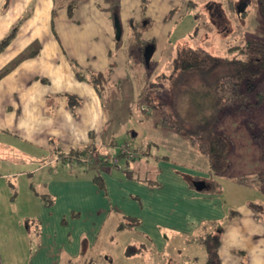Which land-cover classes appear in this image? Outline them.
I'll use <instances>...</instances> for the list:
<instances>
[{
	"label": "rangeland",
	"instance_id": "374dc122",
	"mask_svg": "<svg viewBox=\"0 0 264 264\" xmlns=\"http://www.w3.org/2000/svg\"><path fill=\"white\" fill-rule=\"evenodd\" d=\"M227 2L194 0L192 4L172 8L164 20L162 14L153 17L154 36L146 37L154 40L155 49L160 46L159 50L150 58L145 54L143 63L133 55L127 57V77L117 82L114 95L106 98L109 123L101 152L109 154L110 164L104 170L122 174L131 169L135 179L140 176L144 183L158 188L162 185L164 191L160 200L153 198V206L113 204L109 216H103L105 210L99 213L101 207L89 206L84 199L62 198L65 203L59 209L63 213L73 210L64 215V224L79 225L84 238L94 235L96 242L93 246L89 243V249L97 255H109L110 262L97 259V264H207L204 239L215 227L224 228L221 256H233L237 264L264 263V192L235 181L239 176L264 173V104L257 110L250 105L251 110L247 107L224 111L217 132L229 140L230 153L228 166L222 172H210L207 162L192 149L183 133L161 125L157 106L158 99L169 101L183 128L206 120L215 108L212 88L223 73L221 69L210 74L181 73L174 84L160 78L171 73L180 45L201 47L218 57H232V45L250 37L264 39V0H239L238 8L246 9V13L229 11ZM123 33L128 34L125 30ZM123 74L122 69L120 75ZM118 78V74L114 76L115 81ZM258 81L257 91H261L264 74ZM254 135L259 139L255 141ZM98 153L90 157L97 161ZM94 163L68 160L53 166L64 171L75 166L79 172L96 176L97 162ZM1 164L0 173L7 172L8 165ZM177 166L196 191L189 201L194 204L211 197L204 202L215 206H184L181 201L188 198L185 182L158 180L161 171L173 167L176 170ZM188 167L208 170L210 175L203 177L210 189L199 188ZM33 179L36 177L19 180L23 192L13 201L15 179L0 177V264H28L30 248L36 250L41 222L37 219L39 191L32 190L29 183ZM78 264L88 263L79 260Z\"/></svg>",
	"mask_w": 264,
	"mask_h": 264
},
{
	"label": "crops",
	"instance_id": "0c3cea01",
	"mask_svg": "<svg viewBox=\"0 0 264 264\" xmlns=\"http://www.w3.org/2000/svg\"><path fill=\"white\" fill-rule=\"evenodd\" d=\"M71 1L0 0V43L13 27H19L7 47L0 50V171L1 163L8 165L7 172L0 173V177L15 179L13 201L23 192L19 180L36 177L29 183L32 190L39 191L37 219H40L41 228L34 245L36 250L30 248L32 254L28 264H78L79 260L97 264V259L110 262L109 255H97L89 249V243L93 246L96 242L94 235L91 239L84 238L79 225L64 224V215H70L73 210L63 213L59 209L64 206L63 197L84 199L89 206L101 207L99 213L105 210L103 216H109L113 204L153 206V198L160 200L164 191L162 185L158 188L144 183L140 176L136 179L132 173L133 178L126 176V170L116 174L102 168L105 187L101 188L94 181V174L79 172L75 166H70L67 171L53 166L65 161L60 154L73 148H84L93 143L98 148L96 152H101L102 146L106 145L107 109L94 86L78 79L76 68L97 74L113 66L111 77L114 82L127 77L126 56L123 45L117 44L110 4L105 0H75L76 6L69 14ZM148 1L146 15L152 19L162 14L164 20L172 8L186 6L190 0ZM141 17L142 0H120L119 19L124 36L123 32H129L131 22ZM155 27L147 34L154 36ZM159 48L153 50V56ZM122 69L124 74L121 76ZM117 74L119 78L115 81ZM69 95L77 98L75 108ZM76 160L82 161H72ZM188 168L194 173L199 188L210 189L203 177L210 175L208 170ZM178 169L177 166L176 170L173 167V170L161 171L159 176L156 174L158 180L184 181L188 197L181 201L184 206L203 203L215 206L204 202L211 197H204L203 202H190L196 191ZM149 240L153 242L151 238ZM219 255L222 264H237L233 256L224 257L220 252Z\"/></svg>",
	"mask_w": 264,
	"mask_h": 264
},
{
	"label": "trees",
	"instance_id": "16d2710c",
	"mask_svg": "<svg viewBox=\"0 0 264 264\" xmlns=\"http://www.w3.org/2000/svg\"><path fill=\"white\" fill-rule=\"evenodd\" d=\"M105 1L110 4L114 17L116 15L119 18L120 0ZM238 1L228 0L229 11L246 13V9L240 10L238 8V5H240ZM241 1L244 2L245 0ZM192 3H194V0L189 1V4ZM75 6V0L69 2V14L73 12ZM148 6L149 1L142 0L141 19L131 22L125 40H123V34H121L120 38H116L117 44L123 45L126 58L133 55L141 63L145 60V54L153 52L155 49V41L146 37V34L153 26V20L146 15ZM56 10L53 11V16L56 15ZM212 12L214 11L212 10ZM18 28V26L12 28L10 34L0 43V50H4L7 47L15 37ZM230 48L235 51L234 56L218 57L201 47L194 48L188 45H180L173 59L171 73L169 75L163 74L160 77H165L174 84L181 73L200 72L210 74L217 70H222L223 73L216 78L215 85L212 88L215 95V108L213 112H210V116L206 120L199 122L194 127L183 128L182 121L169 106V101L165 102L160 99L157 101L161 125L166 129L183 133L192 149L204 157L211 172H222L228 166L230 142L225 136L217 132V126L221 122L224 111H239L243 108H250V105H254V110H257V107L264 104V87L261 91H257L258 79L264 74V39L250 37L241 44L232 45ZM133 51L136 53H133ZM112 69L113 66L106 72L93 74L76 68L78 79L88 81L94 86L105 108L106 98L114 95V89L117 85L111 77ZM69 99L71 104L74 102L73 108H75L78 105L77 98L69 95ZM106 112L108 111L106 110ZM251 125L252 127L255 126L254 123H251ZM254 139L255 141L258 140L259 136L254 135ZM110 144L113 145L114 142H110ZM97 149L93 143H90L84 148H73L67 153L60 155L65 161L78 159L90 160L94 163L95 161L90 156H94ZM96 156L99 166L97 168L98 174L95 176L94 181L99 187L104 188L105 182L101 169L109 166L110 157L109 154L101 152ZM134 157L135 155H132L131 158L135 159ZM125 173L126 176L133 178L130 170H126ZM235 181L239 184L258 188L264 192V173L256 177L239 176L235 178ZM137 221V224L140 223L139 220ZM223 231V227H215L214 230L207 233L204 239L208 253L207 264H222L219 249Z\"/></svg>",
	"mask_w": 264,
	"mask_h": 264
},
{
	"label": "water",
	"instance_id": "95a60500",
	"mask_svg": "<svg viewBox=\"0 0 264 264\" xmlns=\"http://www.w3.org/2000/svg\"><path fill=\"white\" fill-rule=\"evenodd\" d=\"M115 26H116V35L117 38H120L121 34H122V26H121V22L120 19L115 15ZM153 52H150L147 55V57H151Z\"/></svg>",
	"mask_w": 264,
	"mask_h": 264
}]
</instances>
